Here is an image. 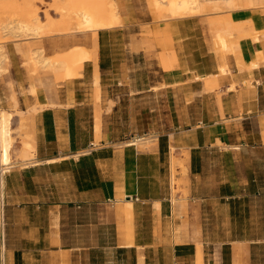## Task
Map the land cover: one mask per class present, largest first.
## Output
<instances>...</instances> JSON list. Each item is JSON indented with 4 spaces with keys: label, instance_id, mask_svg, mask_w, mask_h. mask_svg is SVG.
Masks as SVG:
<instances>
[{
    "label": "crops",
    "instance_id": "1",
    "mask_svg": "<svg viewBox=\"0 0 264 264\" xmlns=\"http://www.w3.org/2000/svg\"><path fill=\"white\" fill-rule=\"evenodd\" d=\"M116 3L121 12L122 25L139 20L137 10L130 6V0H116ZM257 10L241 9L224 15H230L232 21L251 20L250 26L259 38L256 42L243 38L238 43L237 54H218L215 51L205 16L164 19L160 24H154L152 16L147 13L146 25H151L158 36V53H173L177 61L174 66L166 59L167 69L157 65L158 83L165 84L159 92L171 96L177 124L188 126L190 145L187 149H190L191 159L198 150L221 151L220 145L238 148L241 157L251 156L253 152L250 149H264V15ZM193 25L199 26L196 35L192 34ZM248 28L246 25L244 30ZM259 53H262L259 68L249 70V66L259 60ZM222 67L229 73L221 78L219 93L222 95L219 99L217 89L208 90L203 81L219 77ZM85 80L84 72L83 78L66 82L63 96L55 101V107L45 108L36 115L39 133L37 154L41 162L57 157L65 160L54 165L17 170L4 178L0 264H21L22 261L25 264H47L62 256L65 261H71L74 251L69 248L63 225V210L68 209L64 202L92 209L104 204L112 205L113 216L109 223L115 226L117 250H134L137 253L141 249L144 264L149 263L151 252L155 255L156 251L166 253V250L171 251L175 264H196L200 246L205 264H253V246H258L260 241L246 240L245 235L231 230V240L220 247L207 242L205 200L198 203L193 185L190 199L182 200L178 205L171 199L159 200L155 204L145 200L146 196L140 192L138 200L134 201L136 192L128 184L126 163L118 164L115 160L118 153L109 152L113 148L109 133L102 130L101 145H94V92L92 99ZM249 82L253 88L247 86ZM232 86L234 89H231ZM37 93L38 105H46L47 98L40 99ZM106 96L101 83V100L105 101ZM115 110L116 106H113L111 113ZM88 118L93 121V131L86 145L81 129L83 121ZM181 134L186 135L185 132ZM158 152L159 149H155L153 153L156 156ZM244 165L247 163L244 162ZM52 167L63 170L58 180H66L73 185L75 191L72 196L44 192L38 187L43 183L41 175ZM243 173L247 175L246 167H243ZM254 182L252 178L246 180V189L255 190ZM121 198L125 201L117 204ZM127 198L132 199L131 208L126 203ZM144 225L146 230H143ZM57 264L61 262L58 260Z\"/></svg>",
    "mask_w": 264,
    "mask_h": 264
},
{
    "label": "rangeland",
    "instance_id": "2",
    "mask_svg": "<svg viewBox=\"0 0 264 264\" xmlns=\"http://www.w3.org/2000/svg\"><path fill=\"white\" fill-rule=\"evenodd\" d=\"M148 2L149 0H130V6L137 10L139 20L131 21L120 29L99 34L100 76L107 96L105 101L100 99L98 109L103 118L102 130L109 133L110 142L113 144L109 152L118 153L115 158L118 164L126 163L128 184L136 192L134 201L138 200L140 192L146 196L145 200L154 201L155 204L159 200L171 199L178 205L182 200L185 202L190 199L193 185L194 197L199 199L198 203L205 200L204 227L207 242L218 248L231 240L229 232L235 230L238 234L245 235L246 240L260 241L258 246H253V264H264V149H250L253 152L251 156L241 157L234 147L219 144L221 151L198 150L191 159L190 149H187L190 145L188 126L181 127L177 124V113L171 96L166 92H159V89L165 87V84L158 83L160 75L157 65L161 64L163 54L157 51V33L153 32L151 25H146L147 13L152 16L154 24H160L166 16L155 14ZM26 3L37 11L44 26L48 27L49 19L53 21L54 25L51 26L56 32L41 40L18 43L8 41L5 44L9 62L5 67L6 73L0 75V110L25 112L18 115L19 120H14L12 125L16 149H19L23 142H30L38 152L36 115L41 110L34 111L39 106L38 93L33 95L30 89L35 87L40 99L45 96L48 101L55 102L63 96L66 82L50 70L33 68L25 53L32 45L34 50L43 49L45 57L55 59L74 47L89 49L92 41L89 34H77L72 30L75 21L70 17L62 18L56 11L54 0H0V21L8 22L15 18V15L24 10ZM257 11L264 15V9L258 8ZM225 14L226 11L209 10L203 15L208 18L213 42L217 37L215 28L218 26L215 25L217 21L227 18ZM228 17L230 18V15ZM248 27V30L253 29L250 25ZM193 28V35L199 33V26L193 25ZM237 36L233 33L227 39L240 42L243 38ZM215 51L226 54L221 50ZM84 72V82L89 86L93 99V65L87 63ZM226 74L220 71L219 77L203 81L208 90L217 89L219 99L222 95L219 93L221 78ZM247 86L254 87L251 82ZM262 100L264 102V90ZM112 103L116 106L113 113L112 109L108 110ZM92 122L88 118L83 121V128H80L87 141L86 145L92 137ZM180 132H185L186 135H180ZM142 138L156 141L144 147H127L133 139ZM99 142L98 146L101 145ZM172 147L175 148L174 181L171 171ZM155 149H159L156 156L153 153ZM15 155L16 153L14 157ZM37 159L42 160L38 154ZM244 162L247 165H244ZM243 167H246V176ZM17 170L22 168H16L10 173ZM62 171L54 167L47 169L41 175L43 183L38 187L44 192L67 193L72 196L75 191L73 185L66 180H58ZM251 178L255 181V190L246 189V180ZM68 200L71 201L69 198ZM64 203L68 205V209L63 210V225L69 248L73 249L74 254L71 261H65L62 256L47 264H57L58 260L61 264H139V259L143 256L141 249L136 253L134 250L125 252L116 248L115 226L109 223L113 216L112 205L104 204L92 209L80 204ZM151 214L152 212L149 215L150 225ZM143 230H146L145 225ZM170 252L156 251L155 255L151 252L148 264H175ZM21 264L25 262L22 261Z\"/></svg>",
    "mask_w": 264,
    "mask_h": 264
},
{
    "label": "bare ground",
    "instance_id": "3",
    "mask_svg": "<svg viewBox=\"0 0 264 264\" xmlns=\"http://www.w3.org/2000/svg\"><path fill=\"white\" fill-rule=\"evenodd\" d=\"M56 11L62 18H71L74 22L72 30L77 34H89L91 37V47L85 49L83 47H74L69 52L62 54L55 59H49L44 56L43 49H32V45L25 53L29 63L33 68L40 70H50L55 75L60 76L65 82L83 78L85 65L90 63L93 65L92 86L94 89L95 116H94V134L95 143L101 140L103 118L100 116L98 104L101 99V70L99 64V34L103 31H113L123 27L121 20V12L118 8L116 0H54ZM149 7L155 11V14H162L166 19H185L190 17L203 16L209 10L214 12L226 11L231 14L237 10L247 9H264V0H149ZM24 10L15 15L8 22L0 21V75L6 73V64L9 57L5 52V44L10 42H23L41 40L47 35L56 32L51 25H54L50 19L48 27L44 26L40 15L37 11L30 8L29 4L24 5ZM218 15V14H217ZM220 15V14H219ZM246 25H252L251 20L232 21L227 16L217 21L216 31L217 37L213 42L216 50L226 53L237 54L238 40L236 42L229 41L227 37L236 33L237 38H251L253 41H259L257 33L251 29L250 32L244 30ZM71 30V29H70ZM259 60L249 66V70L259 68L262 61V53H259ZM168 57V58H167ZM166 59L174 66L177 65L175 55L173 53H163L161 64L165 69ZM170 63V64H171ZM221 73L226 74L227 70L222 67ZM232 89V88H231ZM156 90V89H155ZM30 93L37 95V89L32 87ZM54 101H48L46 105H39L34 111L43 110L49 107H55ZM113 108V103L108 110ZM25 112L0 110V217L3 218V208L5 205L4 176L16 168L30 169L41 165H54L65 159L56 158L41 162L37 159V150L30 142H23L19 149H16V138L13 133V121ZM156 140L150 138L133 139L127 147H144ZM238 150V148H234ZM14 153H16L14 157ZM175 148H171V171L172 181H174L175 172ZM77 159V157H76ZM185 169L184 166H182ZM121 191V190H119ZM123 194H121L122 197ZM125 199L121 198L117 204H121ZM131 201H126L128 207L131 208ZM120 211V208H118ZM3 225V223H2ZM139 264H144V257L141 256ZM196 264H203L201 247L197 252ZM237 264V263H236Z\"/></svg>",
    "mask_w": 264,
    "mask_h": 264
}]
</instances>
